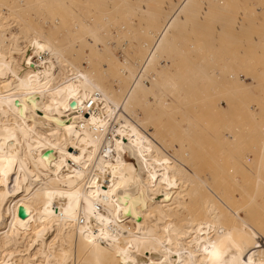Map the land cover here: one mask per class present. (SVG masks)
<instances>
[{"label":"rangeland","instance_id":"1","mask_svg":"<svg viewBox=\"0 0 264 264\" xmlns=\"http://www.w3.org/2000/svg\"><path fill=\"white\" fill-rule=\"evenodd\" d=\"M0 1V56L23 48L33 29H43L65 58L118 99L131 79L121 73L123 66L135 69L156 37L150 32L187 0ZM170 31L166 42L172 45L158 51L147 70L148 88L137 91L130 115L157 137L164 160L177 171L169 183L179 189L167 207L175 225L171 233L181 238L184 251L198 250L217 236L220 224L254 251V264H264V0H190L179 27ZM39 54L52 55L46 46ZM94 97L95 114L86 108L77 119L86 139L98 133ZM26 123L32 129L33 121ZM125 160H133L130 150ZM165 184L158 185L157 200ZM101 207L109 213L107 205ZM126 224L140 230L129 218ZM105 228V240L113 238L121 252L135 255L124 251L125 239L113 234L114 227ZM25 245L12 249L15 264Z\"/></svg>","mask_w":264,"mask_h":264},{"label":"bare ground","instance_id":"2","mask_svg":"<svg viewBox=\"0 0 264 264\" xmlns=\"http://www.w3.org/2000/svg\"><path fill=\"white\" fill-rule=\"evenodd\" d=\"M189 1L150 32L156 37L135 69L123 66L121 73L131 79L118 99L65 58L59 43L43 29H33L26 45L10 56L1 54L0 264H15L12 249L24 241L19 264H71L74 258L76 264H254V251L220 224L208 244L184 251L181 238L171 233L175 225L167 209L177 199L178 186L169 185L177 171L164 160L157 137L130 115L137 91L147 87V70L169 44L167 36L179 27L180 11ZM43 46L51 56L39 54ZM93 97L99 104L94 115L98 133L86 139L77 119L86 108L91 111ZM73 101L78 103L72 106ZM27 120L33 121L30 130ZM112 124L119 127L111 130ZM127 150L133 160H125ZM128 218L140 230L129 228ZM105 226L124 237V251L133 257L121 252L113 238L105 240Z\"/></svg>","mask_w":264,"mask_h":264},{"label":"built area","instance_id":"3","mask_svg":"<svg viewBox=\"0 0 264 264\" xmlns=\"http://www.w3.org/2000/svg\"><path fill=\"white\" fill-rule=\"evenodd\" d=\"M36 58H37V57H36ZM36 58H35V59H36ZM91 104H92V101L89 103V105H91ZM117 127H119V125H118V124H117V125H116V124H112V125H111V130H114V129H116ZM110 136H111V133L109 132V135H108V137H110Z\"/></svg>","mask_w":264,"mask_h":264},{"label":"water","instance_id":"4","mask_svg":"<svg viewBox=\"0 0 264 264\" xmlns=\"http://www.w3.org/2000/svg\"><path fill=\"white\" fill-rule=\"evenodd\" d=\"M75 104H76V103H75L74 101L71 103L72 106H75Z\"/></svg>","mask_w":264,"mask_h":264}]
</instances>
